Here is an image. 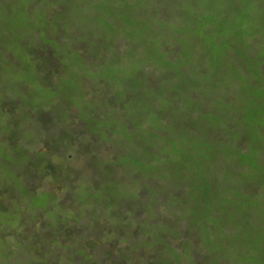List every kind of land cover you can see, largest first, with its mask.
Wrapping results in <instances>:
<instances>
[{
  "label": "trees",
  "instance_id": "obj_1",
  "mask_svg": "<svg viewBox=\"0 0 264 264\" xmlns=\"http://www.w3.org/2000/svg\"><path fill=\"white\" fill-rule=\"evenodd\" d=\"M0 5L8 12L10 1L0 0ZM15 11L14 8V11L6 12L1 20L0 35L6 37L1 39L4 47L9 46L8 38L12 35L32 43L41 33L53 44L58 42L64 51L77 50L82 60L89 61L86 50L92 45L88 40H80L72 26H66L65 32L62 31L69 11L57 15L52 9L49 16L44 12L32 15L34 22L29 28L19 27L16 17L8 20L14 17ZM71 12L73 14L75 10ZM160 18L153 25L145 24L142 56L130 58L131 62L141 65L131 75L138 79L142 76V88L133 86L119 99L112 95L105 79L96 84L89 80L81 87L83 103L80 107L71 97H65L61 99V109L53 108L58 103L53 101V114L51 111L44 113L45 139H18L16 148L21 154H15L11 168L18 157H28L23 143L29 142L36 147L42 166L31 167L29 173L15 169L25 181V190L37 188L52 200L37 208L42 210L43 223L38 220L37 209L33 212L36 222L29 227L18 221L20 206L16 214L4 216L6 220H0V251L14 245L23 248L30 258L48 262L46 250L53 251L52 254L57 252L51 243L58 245L70 241L74 254L56 253L60 264H264V44L263 50L257 49L259 34L236 31L225 40V34L219 31L218 37L209 24L186 23L187 29L202 36L194 44L178 36L184 32L178 26L179 18L172 21L176 23L173 35L161 29L162 34L168 33L164 40L151 38L152 29L159 35ZM130 22H107L105 31L99 35L104 36L102 40L113 49L122 50L130 34L136 31L137 24ZM43 23L53 25L55 29L50 33L34 31ZM203 27L213 40L212 44L204 39ZM244 37L250 42L247 47ZM78 43L83 45L82 48ZM150 43V51H147ZM214 44L226 54V60H221L219 66L213 63L216 61ZM40 45L34 49L30 44L27 50L30 53L48 50L50 56L44 58L46 71L55 74V70L63 67L58 53ZM185 48L192 51L189 60L183 52ZM235 48L237 54L233 56L236 60L241 58L247 65L227 74L220 66L230 60ZM9 49L0 53V59H4ZM199 53L210 57L200 59ZM110 60L119 67L126 62L123 51L115 53ZM255 71L259 73L258 79L250 80ZM163 82L168 87H164ZM36 94L31 91L23 99L31 104L33 97H44L42 92ZM11 95V91L5 92L4 100L9 102ZM13 98L20 100L22 97ZM96 103L102 108L101 112L87 110V106ZM2 108L5 110L3 115L10 116L8 103L4 102ZM28 115L32 116L31 113ZM81 115L87 117L88 124L81 121ZM29 116L18 124L23 130H17L15 124L8 125L20 133L27 132L31 125L27 126ZM123 119L129 122L125 123ZM230 123L245 132L238 137H227L222 131ZM6 140L13 146L10 136L2 133L0 141ZM78 154L88 164L87 168L95 169L96 175L90 183L75 177L72 170L70 173L64 171L62 158L73 162L80 156ZM52 159L57 162L54 167L49 165ZM48 167L62 172L70 185L79 182L76 185L77 189L80 185L78 200L85 191V199H92L101 211L93 207L88 213L65 210L59 203L60 197L35 185L38 178L47 175ZM53 181L58 182L54 178ZM18 186L11 199L0 202V212L11 210L13 204L20 201ZM97 196L102 199L95 200ZM90 206L92 204L86 202L81 210ZM60 209L64 212L56 213ZM251 215L254 219L249 222ZM83 216L87 224L81 220ZM108 221L110 226H105ZM36 229L41 232L35 233ZM80 230H88L90 236L77 235ZM45 231L50 234L42 237L39 233ZM28 234L31 236L26 238ZM37 235H41L39 239ZM89 237L93 243L88 241ZM225 241L237 242L239 246L229 248ZM15 255L14 249L7 253L8 258Z\"/></svg>",
  "mask_w": 264,
  "mask_h": 264
},
{
  "label": "rangeland",
  "instance_id": "obj_2",
  "mask_svg": "<svg viewBox=\"0 0 264 264\" xmlns=\"http://www.w3.org/2000/svg\"><path fill=\"white\" fill-rule=\"evenodd\" d=\"M9 1L10 6L8 12L14 11V8L16 11L14 12V17L9 18L8 20L16 17L15 22L19 27L26 26L27 28L31 22H34L32 15H42L44 12L45 16H49L52 9L54 14L57 15L60 13L68 14L70 12L68 19H65V22L63 21V25L61 27L62 31L65 32L64 28L66 26H72L73 32L76 36L80 37V40L85 41L87 39L92 45L90 46L88 44L89 46L86 50V55L90 57L87 62L79 57L77 50L75 51L72 49L69 52L67 50L64 51V47L59 48L57 45L58 42L53 44L44 34L41 33L40 37L35 41H32V43L20 40L17 35H12V38H8L9 46L6 47L1 44L4 40H1L3 35H0V53L5 51L7 47L11 48L4 55V59H0V116H3L2 119H0V138L2 133H7L13 141V146H15V149H12L13 146L8 140L4 142L0 141V189L1 191L4 190L3 192H0V202L11 199L17 190L16 187L18 185V191H20V201L14 203L11 210L5 213L1 211L0 220H6L4 216H12L19 212L20 206L21 213L18 221L21 225L24 223V226L27 227L36 222V217L33 215V212L38 207L44 205L47 200L50 201L52 199L47 194L36 190L37 188L32 187L33 191L24 189L23 183H25V181H22L21 177L17 174V170L29 173L31 171V167L42 166V160L36 147L29 145V142L23 143V145L26 146L23 150H26L28 157H18L15 165L11 168L13 162L12 159H15L16 157L15 154L17 153V156L18 154H21L18 153L19 151L16 148V142L21 137L35 141H38L39 138L45 139L46 134L44 131L43 117H46V115L44 113H48L52 110L53 101L58 102L53 108L58 110L61 109V99L65 97H71L73 102L76 103V106L80 107L83 103L80 98V94L82 92L81 87L89 80L91 84H96L101 79H105L107 87L112 92V95L119 99L123 93H126L130 89L134 88L133 86L142 88V76H140V80L136 77H132L131 75L133 70L138 71L141 65L139 63L136 64L137 62H131L130 58H132V56H138V58L142 56V45L145 43L142 28L145 24L153 25L154 22L161 17L159 26L157 27L159 29V35L152 29V35L150 37H159L161 40H164L168 33L170 34L173 32V28L176 26V23H173L172 21H174L175 18L176 20L179 18L180 22L178 23V26L182 28L184 32H182V34H178V36L181 37L182 40L188 39L194 44H197L199 42V38H202V36L187 29L186 23H202L204 26L209 24L211 25L212 32L216 35L218 34V37H220L219 31L224 33L225 40H227V36L231 32L235 33L236 31L246 32L250 35L259 34L260 40L258 42L257 49L263 50L264 0H15L16 4L14 3V0ZM204 9L209 11L200 12ZM72 10H75L73 14L71 12ZM6 12L7 8L4 5H0V28L2 24L1 20L5 16ZM127 21H131L130 23H133L132 25L137 24V26L136 31L133 32L132 35L130 34V39L126 43V47L124 49H113L111 44L102 40L104 36L100 37V35L103 31H105L107 22L117 24L120 22L127 23ZM119 26L120 24L116 27L117 30H119ZM54 29L55 27L53 25L43 23L40 28L36 27L34 31L50 33ZM161 29L167 31L168 33L162 34ZM201 32L204 34V39H206L209 44H212L213 40L207 34L204 27L201 29ZM174 33H172V35ZM3 38L6 37L4 36ZM221 42L224 43L222 40ZM244 43L246 47L250 45V42L245 37ZM30 44L35 47L34 49L41 47L40 44H44L56 51L59 55L60 63L63 66L62 69L57 71L55 70V74L50 75L46 71L47 67L44 64V58H48V56H50V52H48V50H41L40 53H30V51L27 50V47H29ZM150 45L151 43L149 44L147 51H150ZM78 46L82 48L83 45L78 43ZM214 47L216 61H213V63L219 66L221 60H226V54L222 53L216 44H214ZM236 50L237 48L233 49L231 51L232 56L230 57V60L223 65V67L220 66L223 71L225 70L228 72L227 74H230L231 72L235 73L236 70L238 71L247 65V63L242 61L241 58L236 60L237 57L233 56L234 53L237 54ZM122 51L125 55L126 62L119 67L115 63L111 62L110 59L115 55V53H121ZM183 52L186 57L192 53L190 48H185ZM176 56L179 57L178 52ZM197 56L200 59L210 57L204 55L203 53H199ZM189 59L190 58L188 57V60ZM202 65H204V63H202ZM256 72L257 71H255V73L252 72L250 80L256 78L258 79L259 73ZM162 84L164 87H168L165 82ZM54 88L56 89L53 90ZM8 91L12 92L9 102L4 100V93ZM31 91L34 92V94L39 92L44 94V97L42 98H32L31 104L35 105L34 107L29 104L28 100L23 99L25 97L24 95ZM54 91L56 93H54ZM66 93L68 95H66ZM54 94L56 95L54 96ZM13 96H21L22 98L17 100L14 99ZM48 99L50 101L48 105H46ZM4 102L8 103L11 108L10 116L3 115L5 112L2 108V106H4ZM126 102L131 104V102L127 99ZM87 110L99 113L102 108H100V105L96 103L87 106ZM29 113H31L32 116H29ZM50 113L53 114L52 111ZM27 116L31 118L30 120H27V126L31 124L30 129L27 132L20 133L17 130L20 131L23 129H21V127L19 128L18 124L22 118L26 119ZM80 119L84 123L88 124L87 117L85 115H81ZM123 121L125 123L129 122L127 119H123ZM4 123L7 125H4ZM8 124H15L17 126V130L14 126ZM87 128L89 129L90 126L88 125ZM222 132H224L227 137H238L241 132L244 133L245 131L243 128H236L233 123H230L225 129H223ZM58 140L59 142L61 141V139ZM19 143H21V141H19ZM42 144L44 143L42 142ZM39 147H41L40 144ZM10 156H13L14 158ZM66 159L67 158H62L61 160L63 164L65 162V172L67 171L70 173V170H72L75 173V177H82L81 179L85 183H90L93 180L96 175L95 169L86 167L88 164L83 162L82 155L78 156L73 162H68ZM53 160L54 159L50 161L49 165L52 164L54 167L57 162ZM15 168H17V170ZM56 170L57 168L48 167L47 175L38 178L36 184L34 182L33 184L41 186L43 191L50 192L52 195L60 197L61 199L59 203L65 206L64 209L67 211L88 213L92 207L94 210L101 211V209L94 204L92 199H85V191L83 192L84 196H80V200H78L77 194L79 193L78 190L80 185L78 186V189L76 188V185L79 184V182H74L75 185H70L69 182L65 181L63 173H57ZM55 174L56 176L53 177ZM53 178L58 182H54ZM70 189H72L73 192ZM100 195L101 193H98V196ZM98 196L94 199L101 200L102 197ZM86 202H90L92 206L84 208L83 211L81 209L85 207ZM25 210H29V212ZM36 212L37 215H40V219H38L39 222L43 223L44 219L41 217L42 210L37 209ZM61 212L63 213L64 210L60 209L56 213ZM60 216L68 218L63 215ZM83 218L84 216L81 220L85 223L84 221L86 218ZM253 219L254 216L251 215L249 217V222H252ZM19 223L17 225H19ZM105 226H110L109 221L106 222ZM19 229L23 230L22 227ZM235 231L237 232V229ZM38 232H41V230L36 229L35 233ZM78 233H80V235H88V230H80L77 232V235H79ZM39 234L44 237L45 234H50V232L45 231ZM41 235H37L38 239ZM29 236L31 235L28 234L26 238ZM19 237L20 236H18V238ZM50 238L54 239L51 236ZM59 240L62 242L61 239ZM88 241L91 243L94 242L93 239H90V237L88 238ZM57 244L58 245H56V243H51V246L54 251H57V254H65L66 256L74 254L72 248L73 246L70 241L67 243L63 242V244ZM225 245L229 248H238L239 246L237 242L227 241H225ZM39 247L43 250V247L40 244ZM92 248L94 249L93 246ZM10 249H14L17 255L12 258H8L7 253ZM24 252L25 250L23 248H19L14 245L12 248L8 247L6 251L1 250L0 264H60V257H55L56 253L52 254L53 251L46 250V258L48 259V262H43L41 259H36L34 257L30 258L29 255H25ZM88 263H91V261Z\"/></svg>",
  "mask_w": 264,
  "mask_h": 264
}]
</instances>
